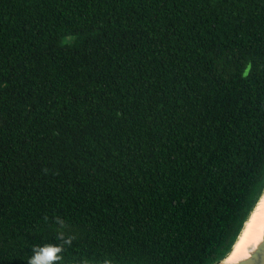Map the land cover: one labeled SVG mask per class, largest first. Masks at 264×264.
I'll use <instances>...</instances> for the list:
<instances>
[{"label":"trees","instance_id":"trees-1","mask_svg":"<svg viewBox=\"0 0 264 264\" xmlns=\"http://www.w3.org/2000/svg\"><path fill=\"white\" fill-rule=\"evenodd\" d=\"M263 187L264 0H0V264H212Z\"/></svg>","mask_w":264,"mask_h":264},{"label":"clouds","instance_id":"clouds-1","mask_svg":"<svg viewBox=\"0 0 264 264\" xmlns=\"http://www.w3.org/2000/svg\"><path fill=\"white\" fill-rule=\"evenodd\" d=\"M48 219L47 216L44 217L45 221ZM53 222L56 225V240L59 242L34 245L32 254L26 259L27 264H63L66 246L73 245L77 234L63 217L55 216ZM262 242H264V214L258 212L250 218L249 222H246L242 234L231 253L225 258L224 264H242L249 260ZM77 264H93V262L87 257H82ZM95 264H114V261L110 257H105L96 261Z\"/></svg>","mask_w":264,"mask_h":264},{"label":"water","instance_id":"water-1","mask_svg":"<svg viewBox=\"0 0 264 264\" xmlns=\"http://www.w3.org/2000/svg\"><path fill=\"white\" fill-rule=\"evenodd\" d=\"M263 194H264V187H263V190H262V192H261V194H260V196H259V198H258V200H257V202H256V204H255V206L253 207V209H252V211H251V213H250L248 219L246 220V222L250 219V216H251V214H252L254 208L256 207L257 203L259 202V200H260V198L263 196ZM246 222H245V224H244V226H243V228H242V230H241V232H240V234H239V236H238L236 242L234 243V245L237 243V241H238L240 235L242 234V231H243L244 228H245ZM234 245H233L232 249L230 250V252H229L224 258H222V259H220V260H218V261H216V262H214V263H212V264H224V260H225V258L231 253V251H232L233 248H234ZM242 264H264V242H262V243L258 246V248H257L256 252L253 254V256H252L249 260H247V261H245V262H242Z\"/></svg>","mask_w":264,"mask_h":264},{"label":"bare ground","instance_id":"bare-ground-1","mask_svg":"<svg viewBox=\"0 0 264 264\" xmlns=\"http://www.w3.org/2000/svg\"><path fill=\"white\" fill-rule=\"evenodd\" d=\"M261 213V214H264V194L263 196L260 198L259 202L257 203L256 207L254 208L250 218L253 216V215H256L257 213ZM250 219L247 221L249 222Z\"/></svg>","mask_w":264,"mask_h":264},{"label":"snow or ice","instance_id":"snow-or-ice-1","mask_svg":"<svg viewBox=\"0 0 264 264\" xmlns=\"http://www.w3.org/2000/svg\"><path fill=\"white\" fill-rule=\"evenodd\" d=\"M251 227V226H250Z\"/></svg>","mask_w":264,"mask_h":264}]
</instances>
